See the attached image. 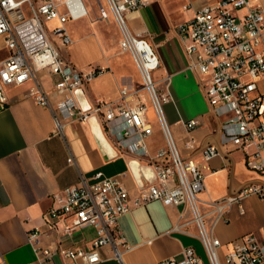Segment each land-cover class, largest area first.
Returning a JSON list of instances; mask_svg holds the SVG:
<instances>
[{
	"label": "built area",
	"instance_id": "2783aa9c",
	"mask_svg": "<svg viewBox=\"0 0 264 264\" xmlns=\"http://www.w3.org/2000/svg\"><path fill=\"white\" fill-rule=\"evenodd\" d=\"M99 9L100 18H113L120 30L122 51L132 55L143 82L145 100L135 106L128 103L101 102L83 107L79 92L90 84L101 70L88 72L77 69L66 60L58 47L72 44L67 24L88 15L83 0H0V38L8 49V57L0 61V113L9 105L8 90L30 83L27 97L42 107H51V98L40 74L56 80L57 103L55 122L62 129L70 122H87L98 117L121 150L147 157L152 162L154 179L142 185L140 194L132 199L120 177H108L97 172L92 181L83 179L79 185L63 190L46 213L54 229L63 222L61 237H72L92 227L95 237L87 248H51L42 244V231L28 232L39 264L61 256L73 264H99L103 249L113 246L120 258L119 245H125L120 230V218L135 207L160 201L166 206H183L191 214L210 264H222L220 239L213 235L225 212L251 196L264 199V181L253 182L218 201L208 203L214 221L209 226L202 210L200 194L205 189V177L198 162L185 159L167 122L164 106L172 102L167 88L161 92L154 79L160 68V57L145 37L135 35L127 21L130 13L144 9L148 0H105ZM185 6L184 9H188ZM55 22L56 26L49 27ZM178 31L196 70L206 78L205 92L209 104L221 120L223 144L243 150L249 169L264 175V15L251 0H214L205 3L194 17L181 24ZM168 87V86H167ZM139 94V90L133 92ZM123 99L129 96L122 91ZM149 105L165 136L166 145L150 156L149 140L154 127L149 120ZM192 131L200 126L198 119L184 122ZM190 148L194 140L189 141ZM202 158L210 161L222 156L217 145L201 150ZM73 163V159H69ZM133 204V205H132ZM243 211V210H242ZM126 246V245H125ZM227 264H264V242L256 234L242 236L232 242L226 256ZM158 264H204L194 248L183 250L182 259L169 258Z\"/></svg>",
	"mask_w": 264,
	"mask_h": 264
},
{
	"label": "crops",
	"instance_id": "0c3cea01",
	"mask_svg": "<svg viewBox=\"0 0 264 264\" xmlns=\"http://www.w3.org/2000/svg\"><path fill=\"white\" fill-rule=\"evenodd\" d=\"M148 1L150 4L155 0ZM213 1L202 0L197 7L184 4L183 8L189 6L184 10L191 16L178 25L149 15L147 6L127 16L131 31L147 38L160 57V68L154 77L160 91L168 88L173 99L164 106V113L182 156L198 162L204 174L205 189L200 201L209 226L214 221L209 202L222 200L250 183L264 181L263 174L248 168L243 150L223 144L221 120L206 97V78L188 69L192 60L178 27L191 20L205 3ZM251 5L259 7L264 15V0H251ZM80 20L67 24L71 45L55 42L62 56L77 69L102 71L84 89L83 105L127 102L135 106L145 100L142 78L132 55L121 52V33L115 20L110 19L114 29L108 40L100 32L104 21L100 16L92 21L98 29L84 36L76 30ZM117 32L119 40L113 37ZM7 57L8 49L0 38V61ZM40 77L51 98L50 108L37 105L27 97L31 87L28 83L8 90L10 105L0 113V264H39L28 240V232L35 228L42 231L44 246L57 248L61 242L64 247L89 246L96 235L94 228H85L72 237H61L63 222L54 229L47 222L46 213L56 205L55 196L66 188L79 185L83 179L92 181L97 172H102L108 177H120L135 199L141 184L146 185L147 177L154 175L151 160L121 150L96 116L58 129L55 112L61 97L55 94L56 80L44 74ZM123 90L129 92L125 100ZM136 90L138 95L133 94ZM151 110L149 105L148 117L154 127L149 150L153 157L165 147L166 140L155 114L151 119ZM191 119H198L200 126L189 131L184 122ZM190 140H194L193 148L188 146ZM211 144L219 147L222 156L207 162L201 150ZM71 158L73 163H69ZM119 225L126 245L118 247L120 258L115 256L113 246H108L103 249L104 260L99 264H158L169 258L181 260L183 250L188 247L195 249L204 264H210L198 230L191 222V214L181 205L166 206L152 201L122 216ZM248 234H256L264 242V199L258 196L228 208L224 220L214 228L213 235L222 243L219 251L222 264H227L232 242ZM45 264L73 263L56 256Z\"/></svg>",
	"mask_w": 264,
	"mask_h": 264
},
{
	"label": "rangeland",
	"instance_id": "374dc122",
	"mask_svg": "<svg viewBox=\"0 0 264 264\" xmlns=\"http://www.w3.org/2000/svg\"><path fill=\"white\" fill-rule=\"evenodd\" d=\"M83 1L88 10V15L86 16L87 18L80 20L76 25V30L78 31L80 36H84L87 33H93L94 28L98 29L96 25H93L92 21L95 18H97V15L98 17L100 16V12H99L100 7L101 6L106 7L105 0H83ZM201 1L202 0H155L153 3L147 5L145 9L147 10L149 15L153 17L161 18L165 21V23H168L170 22L169 20H171L173 24L178 25L191 16L190 12L184 10L183 5L192 4V6L197 7L201 3ZM55 26H56L55 22L49 24L50 28H53ZM99 28H101L100 32L104 36L105 40H108L113 32L112 30L114 29V26L111 20L108 22L102 21ZM113 37H116L119 40L120 39L119 32H117L116 34L114 33ZM122 54H125L126 56L128 55L125 52H122ZM150 117L151 119H154L153 110L150 111Z\"/></svg>",
	"mask_w": 264,
	"mask_h": 264
},
{
	"label": "water",
	"instance_id": "95a60500",
	"mask_svg": "<svg viewBox=\"0 0 264 264\" xmlns=\"http://www.w3.org/2000/svg\"><path fill=\"white\" fill-rule=\"evenodd\" d=\"M83 97H84V92H82V91L79 92V99H80V102H81L82 106H83V107L90 106V105H88V104H87L86 106L83 105V102H82V101H83ZM153 179H154V175H153V176H149V177H147V180H149L150 182L153 181ZM142 185H143V184H141V186H142Z\"/></svg>",
	"mask_w": 264,
	"mask_h": 264
},
{
	"label": "bare ground",
	"instance_id": "6f19581e",
	"mask_svg": "<svg viewBox=\"0 0 264 264\" xmlns=\"http://www.w3.org/2000/svg\"><path fill=\"white\" fill-rule=\"evenodd\" d=\"M87 10V9H86Z\"/></svg>",
	"mask_w": 264,
	"mask_h": 264
}]
</instances>
